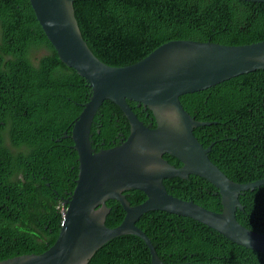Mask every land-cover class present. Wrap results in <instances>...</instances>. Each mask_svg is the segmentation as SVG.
<instances>
[{
	"label": "trees",
	"instance_id": "1",
	"mask_svg": "<svg viewBox=\"0 0 264 264\" xmlns=\"http://www.w3.org/2000/svg\"><path fill=\"white\" fill-rule=\"evenodd\" d=\"M81 33L103 63L134 64L166 42L211 41L244 45L264 41V3L244 0H74ZM91 88L65 65L39 24L30 0H0V261L41 254L57 240L62 206L71 197L79 174L72 124L89 101ZM201 122L194 134L204 147L214 143L210 160L231 180L264 178V69L224 81L180 98ZM131 107L145 125L157 126L151 110ZM122 109L106 100L91 128L95 151L112 148L130 134ZM123 139L122 141H120ZM170 164L181 161L164 154ZM168 192L221 212L219 190L205 178L164 180ZM131 205L144 202L140 190H126ZM237 212L245 227L264 234V185L240 196ZM110 228L125 218L122 205L107 201ZM137 226L168 264H264V253L232 242L192 219L150 211ZM89 264H151L140 237L110 240Z\"/></svg>",
	"mask_w": 264,
	"mask_h": 264
},
{
	"label": "water",
	"instance_id": "2",
	"mask_svg": "<svg viewBox=\"0 0 264 264\" xmlns=\"http://www.w3.org/2000/svg\"><path fill=\"white\" fill-rule=\"evenodd\" d=\"M264 3V0H244ZM36 18L61 61L87 81L91 96L72 124L73 148L79 155V174L71 197L65 200L64 220L55 243L41 254L16 256L0 264H89L96 252L122 235L140 237L149 247L151 264L161 260L148 235L137 226L147 212L164 211L192 218L234 243L264 253V234L242 225L240 196L264 185V178L237 183L209 158L214 143L204 147L195 128L212 122L197 121L180 98L207 90L234 77L264 69V41L224 45L211 41L173 40L144 59L123 67L103 63L82 36L74 0H30ZM106 100L116 103L130 123V134L120 144L100 151L92 146L94 118ZM129 101L153 112L157 126L145 125ZM170 154L177 167L164 159ZM205 178L220 192L223 210L216 212L193 200L168 192L165 179ZM140 190L146 200L131 205L124 191ZM110 199L126 212L116 227L106 225ZM219 264V263H180Z\"/></svg>",
	"mask_w": 264,
	"mask_h": 264
},
{
	"label": "built area",
	"instance_id": "3",
	"mask_svg": "<svg viewBox=\"0 0 264 264\" xmlns=\"http://www.w3.org/2000/svg\"><path fill=\"white\" fill-rule=\"evenodd\" d=\"M64 210H65V206H62L63 220H64Z\"/></svg>",
	"mask_w": 264,
	"mask_h": 264
},
{
	"label": "flooded vegetation",
	"instance_id": "4",
	"mask_svg": "<svg viewBox=\"0 0 264 264\" xmlns=\"http://www.w3.org/2000/svg\"><path fill=\"white\" fill-rule=\"evenodd\" d=\"M149 125H152V123H151V124H149ZM149 125H148V126H149ZM122 140H123V139H121L120 141H122ZM163 157H164V156H163Z\"/></svg>",
	"mask_w": 264,
	"mask_h": 264
},
{
	"label": "rangeland",
	"instance_id": "5",
	"mask_svg": "<svg viewBox=\"0 0 264 264\" xmlns=\"http://www.w3.org/2000/svg\"><path fill=\"white\" fill-rule=\"evenodd\" d=\"M61 213H62V211H61ZM62 216H63V213H62Z\"/></svg>",
	"mask_w": 264,
	"mask_h": 264
}]
</instances>
